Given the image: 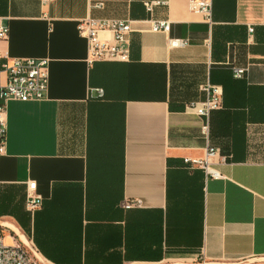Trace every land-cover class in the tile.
Masks as SVG:
<instances>
[{
	"label": "crops",
	"instance_id": "0c3cea01",
	"mask_svg": "<svg viewBox=\"0 0 264 264\" xmlns=\"http://www.w3.org/2000/svg\"><path fill=\"white\" fill-rule=\"evenodd\" d=\"M189 3L0 0V51L49 63L46 98L7 105L0 220L50 263L264 264V0H212L210 24ZM86 18L129 21L130 61L90 64ZM207 84L223 95L208 140L191 109ZM208 147L221 179L184 163Z\"/></svg>",
	"mask_w": 264,
	"mask_h": 264
},
{
	"label": "built area",
	"instance_id": "2783aa9c",
	"mask_svg": "<svg viewBox=\"0 0 264 264\" xmlns=\"http://www.w3.org/2000/svg\"><path fill=\"white\" fill-rule=\"evenodd\" d=\"M45 4L49 0H40ZM165 4L161 1L145 2L146 11L151 14L154 8ZM190 10L200 14L206 22L211 23L212 0H190ZM154 32H168L170 23L167 21H154ZM81 36L89 42V63L95 62H129L130 61V35L132 27L129 21L111 19L82 20L78 26ZM249 31L253 29L250 27ZM101 33H109V39H101ZM9 37V27L6 18L0 16V42ZM170 44L174 47L188 45V40L172 39ZM49 63L46 59L36 58H12L0 51V155L6 152L7 137V105L10 101L30 102L40 101L46 98L49 84ZM249 69L234 68V77L244 78ZM206 94L204 100L194 103L191 109L202 118V134L208 140L210 136V120L214 112L222 108V89L218 86L207 84L202 87ZM97 94L103 96V90L97 89ZM220 155L219 149L208 147L204 158L184 159L189 170L202 169L207 178L221 179L222 175L214 167L211 158ZM221 156V155H220ZM226 160V157H222ZM36 184H28L26 194V211L34 215L42 207L43 201L33 193ZM137 205L134 201L123 204L124 209H130ZM0 227L9 231L10 243H6L5 235L0 233V264H52L41 256L31 240L22 235L11 224L0 223ZM12 234H11V233Z\"/></svg>",
	"mask_w": 264,
	"mask_h": 264
},
{
	"label": "rangeland",
	"instance_id": "374dc122",
	"mask_svg": "<svg viewBox=\"0 0 264 264\" xmlns=\"http://www.w3.org/2000/svg\"><path fill=\"white\" fill-rule=\"evenodd\" d=\"M26 209V208H25ZM30 214V213H29ZM31 216H32V214H30ZM1 221H2V223H8V224H11V225H14L15 226V224L13 223V222H6V221H3V220H0V223H1ZM16 227V226H15ZM20 231V230H19ZM0 233H2V234H4L5 235V241H6V243H10L11 241L9 240V238H8V236H9V231H7V230H4L3 231V228L2 227H0ZM11 233V232H10ZM20 233L22 234V235H25L22 231H20ZM12 234V233H11ZM26 236V235H25ZM27 238V237H26ZM37 251L39 252V250H38V248H37ZM40 253V252H39ZM170 264L172 263V262H169ZM168 263V264H169ZM177 263V262H176ZM165 264V263H164Z\"/></svg>",
	"mask_w": 264,
	"mask_h": 264
},
{
	"label": "trees",
	"instance_id": "16d2710c",
	"mask_svg": "<svg viewBox=\"0 0 264 264\" xmlns=\"http://www.w3.org/2000/svg\"><path fill=\"white\" fill-rule=\"evenodd\" d=\"M25 212H26V213H25L26 216H28V217L31 216V215L29 214V212L26 211V209H25Z\"/></svg>",
	"mask_w": 264,
	"mask_h": 264
}]
</instances>
